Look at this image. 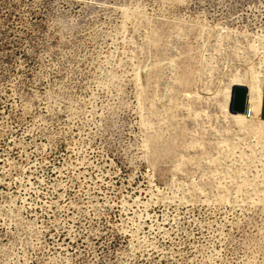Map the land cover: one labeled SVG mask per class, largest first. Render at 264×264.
<instances>
[{
    "label": "rangeland",
    "instance_id": "obj_1",
    "mask_svg": "<svg viewBox=\"0 0 264 264\" xmlns=\"http://www.w3.org/2000/svg\"><path fill=\"white\" fill-rule=\"evenodd\" d=\"M263 76L264 0H0L9 264H264Z\"/></svg>",
    "mask_w": 264,
    "mask_h": 264
},
{
    "label": "water",
    "instance_id": "obj_2",
    "mask_svg": "<svg viewBox=\"0 0 264 264\" xmlns=\"http://www.w3.org/2000/svg\"><path fill=\"white\" fill-rule=\"evenodd\" d=\"M248 90L244 86L232 88L229 112L232 114H245L247 108Z\"/></svg>",
    "mask_w": 264,
    "mask_h": 264
},
{
    "label": "built area",
    "instance_id": "obj_3",
    "mask_svg": "<svg viewBox=\"0 0 264 264\" xmlns=\"http://www.w3.org/2000/svg\"><path fill=\"white\" fill-rule=\"evenodd\" d=\"M245 115L248 118V120L252 119V116H254V112L249 108V106L247 105L246 111H245ZM3 247L2 244L0 242V264H9V262L7 261V259L5 258V256L3 255Z\"/></svg>",
    "mask_w": 264,
    "mask_h": 264
},
{
    "label": "crops",
    "instance_id": "obj_4",
    "mask_svg": "<svg viewBox=\"0 0 264 264\" xmlns=\"http://www.w3.org/2000/svg\"><path fill=\"white\" fill-rule=\"evenodd\" d=\"M259 117L264 122V76H263L261 100L259 106Z\"/></svg>",
    "mask_w": 264,
    "mask_h": 264
},
{
    "label": "bare ground",
    "instance_id": "obj_5",
    "mask_svg": "<svg viewBox=\"0 0 264 264\" xmlns=\"http://www.w3.org/2000/svg\"><path fill=\"white\" fill-rule=\"evenodd\" d=\"M231 93H232V90H231ZM230 98H231V96H230ZM230 114H232V113H230ZM233 115H237V114H233Z\"/></svg>",
    "mask_w": 264,
    "mask_h": 264
}]
</instances>
